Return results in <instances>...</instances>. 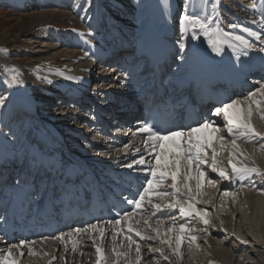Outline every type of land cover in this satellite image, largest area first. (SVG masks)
Returning a JSON list of instances; mask_svg holds the SVG:
<instances>
[{
	"label": "bare ground",
	"instance_id": "6f19581e",
	"mask_svg": "<svg viewBox=\"0 0 264 264\" xmlns=\"http://www.w3.org/2000/svg\"><path fill=\"white\" fill-rule=\"evenodd\" d=\"M43 1L58 10L47 14H30L34 24L45 25L55 18L65 21L75 14L79 20L89 22L92 32L85 30V34L94 35L98 29L103 30L97 42L104 46L100 49L89 43V40L78 37L79 35L54 33L59 41L63 40L62 45L66 49L54 54L48 62L24 64L21 63L22 60L10 58L0 52V97L4 98V105L0 107V174L22 175L21 183L32 184L35 179L34 168L39 165L44 147L35 138L47 127L65 134L68 149L59 143L53 144V149L60 150L66 157L70 152H78L85 159L98 160L101 165L118 166L124 162L125 153L128 157L134 154L131 150L134 145L132 138L120 143L113 142L110 137L123 138L124 132H121L119 126L126 123L131 115H138L135 108L130 107L126 101H133L134 98V92L131 93L129 89L132 90L134 76L129 73L142 62L143 53L151 48L154 39H160L162 46L168 51L172 76L179 80L189 75V66L195 65L204 49L219 55L229 67L234 65L239 69L256 64V60L264 52V0H250V4L247 1L245 4L243 0H185V9L181 10L184 16L191 14L206 18L210 22V28L214 26L218 29L211 33V37H206L196 28V38H193V29L187 22L182 23L183 15L177 21V12L171 15L175 10L176 0H137L131 8L124 7L123 11H127V14L118 13L115 16H107L101 9L94 10L96 4L92 2L88 3V8H84L85 0ZM19 3L22 5L26 1ZM20 8L23 9L22 6ZM119 15L129 21H122V17L118 18ZM104 25L107 27L104 28ZM233 25L236 27H232ZM249 32L256 33L260 38L249 35ZM43 36L50 37L45 32ZM236 36L242 37L252 47L244 48L235 39ZM210 38L212 43L209 42ZM180 43L185 44L183 51L180 50ZM212 44L220 51H214ZM68 48L71 50L68 51ZM96 57L100 64L93 68L91 61ZM102 61L107 64L101 63ZM89 73H92L90 87L86 81ZM257 73L256 71L253 76ZM262 86L264 82L258 87ZM52 99H57L56 106H60L56 112L51 109ZM256 99L264 100V97L258 94ZM34 106L40 111L36 113ZM93 106L97 117L90 115ZM124 109L127 111L124 112ZM21 116L24 121L20 122ZM215 121L221 123L220 118ZM252 122L258 131L264 132L261 113H254ZM218 135L225 137V150L216 158L217 167L227 170L230 179H223L211 172L212 153L209 151L210 159L202 166L207 173L203 195L197 197L200 202L196 205L198 209L209 213L206 217L209 224L204 225L199 217L180 216L177 209L169 213L163 220V225L159 226L166 230L174 223L172 216H176L177 229L187 221L188 227L195 229L191 235L197 237L196 244L199 247L193 245L189 248L185 241L181 249L183 259H178L167 246L158 241L141 240L135 232L127 233L126 221L125 234L131 235L142 246L140 264H264V178L253 174L250 178L238 180L231 171V163L238 161L264 171V141L259 138L248 142L238 141L240 149L248 157L245 160L243 156L234 158L231 155V137L226 128H221ZM214 147L219 152L220 143L217 142ZM208 179L214 180V183H208ZM19 183L20 180L15 184ZM190 183L195 191V179ZM165 184H171L170 178L166 179ZM21 186L18 185L17 188ZM166 190L172 191L171 188ZM225 191L229 193L228 196L223 195ZM181 198H188L183 190ZM151 199L154 202L157 200L154 196ZM150 217L151 214L133 217V220L141 221L135 227L154 234L143 225V219ZM151 224L154 225V222ZM65 243L69 249L67 252L64 250L65 244L56 240L32 245L36 255H30L27 248L23 249V257L20 256L21 249L14 248L12 251L19 264H95V247L90 238L82 240L75 253L71 251L70 241ZM120 243L122 239L118 244ZM9 247L0 242V252L6 253ZM118 247V251L129 250L127 243L121 249ZM134 247L133 245L127 260L120 259V264H130L135 258ZM160 247L164 248L169 260L155 251ZM109 249L111 248H108L106 255L111 262L116 258L111 251L108 253ZM53 257L56 259L53 260Z\"/></svg>",
	"mask_w": 264,
	"mask_h": 264
},
{
	"label": "snow or ice",
	"instance_id": "6c2138e0",
	"mask_svg": "<svg viewBox=\"0 0 264 264\" xmlns=\"http://www.w3.org/2000/svg\"><path fill=\"white\" fill-rule=\"evenodd\" d=\"M187 22V25L193 29L192 36L196 38V28H199L204 36L211 37V33L217 32L214 26L210 28V22L204 18H200L196 15H185L182 18V23ZM232 27H236L233 25ZM249 35L260 37L256 33L249 32ZM235 39L239 41L244 48H250L252 45L245 41L242 37L236 36ZM210 43H212L210 38ZM213 50L219 52L220 49L212 44ZM180 50L185 48L184 43H180ZM246 55V53H245ZM264 97V86L248 93L242 100L232 99L228 102H224L220 107L214 110L213 115L220 118L221 123H217L215 120H206L202 123H198L195 126L189 127L187 130H173L165 133H161L150 123H144L140 129V133H145L146 137L144 143L148 148L149 155L152 160L147 161L143 156L139 159L129 163L127 167L134 171H142L143 169H135L134 165H146L147 175L143 181L142 187L138 190L135 198L124 197L125 201L129 205H133L135 209H142L145 203L151 205V209H146L151 213V216H155L156 212L168 210V213L179 210L180 216L199 217L204 225L209 224V220L206 218L209 213L205 210L197 208V204L200 202L197 197L203 195L204 181L207 177L206 171L202 166L205 165L208 160V153L211 151V172L217 173L219 177L223 179H230L227 170L217 167V156L225 150L224 136L218 135L221 128H226L228 136L231 137V155L236 158L238 155L243 156L244 159L248 157L240 149L238 141H253L259 138L260 141H264V132L258 131L252 122L254 113H261V119H264V100L256 99L257 95ZM4 105V98L0 97V107ZM220 143L219 152L214 147V144ZM128 147V146H126ZM139 151V150H137ZM183 168V171H182ZM231 171L238 180L250 178L253 174L264 178V171H261L258 167H249L242 161L238 163H231ZM194 173V175H193ZM150 176V178H148ZM170 178L171 184L166 185V179ZM195 179V191L191 185V181ZM208 183H214V180L208 179ZM171 188L172 191L166 190ZM182 190L188 195L187 199H182ZM224 196H228V192H223ZM156 197L154 202L151 197ZM159 201H164L163 203ZM154 209L155 211H152ZM193 214H195L193 216ZM119 215V213H118ZM137 213L135 211H127L119 219L107 221L111 224L115 231L111 234V240L116 241L117 236H123V239L127 241L128 251H118L117 245L113 243L111 249L112 255L115 256V260H109L105 253L104 242L106 239L105 229L92 224L87 228H75L71 232L62 233L55 237L61 243L65 244V252H67L68 246L65 243V237L71 241V251L77 252L80 243L82 242L80 237L84 233H98L99 241L93 238V246L95 247L96 261L95 264H120V259H128L132 246L134 245L135 258L130 264H140L142 260L141 245L132 238L131 235L124 234V229L118 228L121 221H127V233L135 232V235L141 240L146 241H158L161 245L167 246L173 256L178 259H183L182 246L185 241L188 242V247L193 245L199 247L196 244L197 237L191 235L195 229L189 228L187 221L179 225L177 229L175 225L176 216H172L173 224L166 230H162L159 226L163 225V219L157 218L154 225L149 223V219H143V225L145 229H151L154 234H149L147 230L142 231L135 225L141 223L140 220H133ZM206 230V229H205ZM174 233V235H170ZM47 239V238H46ZM246 243V241H241ZM35 241L21 240L18 244L11 245L7 252H0V264H19V260L14 258L12 249H21L20 256H24L23 249L27 248L30 255H36L37 253L32 249V245ZM119 247H123L120 245ZM155 251L159 253L165 260H169V256L165 255L164 248H156ZM82 254V253H81ZM56 259L55 257L52 258Z\"/></svg>",
	"mask_w": 264,
	"mask_h": 264
},
{
	"label": "rangeland",
	"instance_id": "374dc122",
	"mask_svg": "<svg viewBox=\"0 0 264 264\" xmlns=\"http://www.w3.org/2000/svg\"><path fill=\"white\" fill-rule=\"evenodd\" d=\"M22 0H0V52L6 54L8 57L22 60L21 63L24 64H32V63H43L51 60L52 56L56 53H59L66 49L63 47V40L59 41L57 36H54V33H65L68 35H79L83 40H89L88 42L97 46L98 48H103V44H100L98 41V36L103 31L100 29L94 35L85 34L83 31H91L86 20H79L75 14L68 17L65 21L57 20L56 18L50 21L45 25H36L33 23L32 18H30V14L32 13H45L51 11H57L54 6L50 5V3H45L43 0H25L26 3L20 4ZM119 1V2H118ZM137 0H85L83 2V7L88 8L89 2H92L94 6V10L101 9V12L107 16H115L119 14H127V11H123L125 8H131ZM227 0H225L226 2ZM239 1V0H238ZM250 4V0H243ZM242 1V3H243ZM124 2V3H123ZM183 2V3H182ZM184 2L185 0H176L175 10L171 12V15H175L177 21L180 16H184ZM236 2V1H235ZM86 3V4H85ZM244 4V5H245ZM20 6L23 7L20 8ZM98 6V7H97ZM116 6V7H115ZM173 7V9H174ZM110 8V10H109ZM183 8V11L181 12ZM22 9V10H21ZM104 9V10H103ZM113 12V13H111ZM178 14H180L178 16ZM101 14L99 15V17ZM122 17V21H129L127 18L123 19V15H119L118 18ZM125 25L131 23H124ZM178 25V24H177ZM111 24L108 25L110 28ZM104 28L107 26H103ZM118 27V25L116 26ZM103 28V29H104ZM44 32L50 37H44ZM83 36V37H82ZM53 40H51V39ZM49 40V41H48ZM58 40V41H57ZM96 40V41H95ZM53 41V42H52ZM55 41V42H54ZM98 43L100 45H98ZM70 51L71 49H67ZM92 63V61H91ZM95 73V72H94ZM39 86H42L39 84ZM37 86V87H39ZM91 102V101H89ZM57 99H52L51 109L57 111L60 106H56ZM92 109V108H91ZM82 108H80V111ZM21 121L24 119L21 116ZM232 246V245H231Z\"/></svg>",
	"mask_w": 264,
	"mask_h": 264
}]
</instances>
